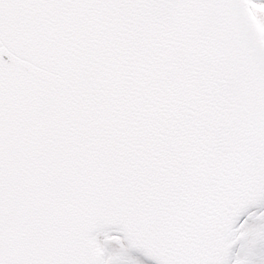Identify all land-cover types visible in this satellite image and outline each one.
Wrapping results in <instances>:
<instances>
[{
	"label": "snow or ice",
	"instance_id": "6c2138e0",
	"mask_svg": "<svg viewBox=\"0 0 264 264\" xmlns=\"http://www.w3.org/2000/svg\"><path fill=\"white\" fill-rule=\"evenodd\" d=\"M0 264H264V0H0Z\"/></svg>",
	"mask_w": 264,
	"mask_h": 264
}]
</instances>
